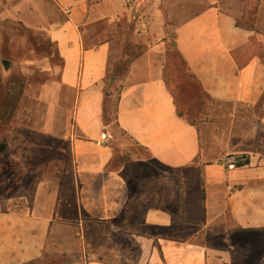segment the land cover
Segmentation results:
<instances>
[{
    "label": "crops",
    "instance_id": "crops-1",
    "mask_svg": "<svg viewBox=\"0 0 264 264\" xmlns=\"http://www.w3.org/2000/svg\"><path fill=\"white\" fill-rule=\"evenodd\" d=\"M53 1L64 18H51L46 31L63 60L62 84L76 90L73 128L62 134L72 159L30 197L0 204V264L45 256L63 264H233L232 234L264 230V31L238 24L218 0L180 22L167 19L165 0ZM102 22L126 29L125 43L144 44L126 74L117 125L146 154L129 162L170 170L167 180H132L129 154L116 158L109 143L104 88L123 40L92 42L91 26ZM171 41L188 73L178 93L166 76ZM202 98L227 109L190 119L183 102ZM236 153L250 163L226 170L219 159Z\"/></svg>",
    "mask_w": 264,
    "mask_h": 264
},
{
    "label": "rangeland",
    "instance_id": "rangeland-1",
    "mask_svg": "<svg viewBox=\"0 0 264 264\" xmlns=\"http://www.w3.org/2000/svg\"><path fill=\"white\" fill-rule=\"evenodd\" d=\"M164 14L177 22L199 13L209 5L208 0H165ZM224 12L234 15L239 23L259 25L264 31V0L255 7L253 0H218ZM253 9V13L250 10ZM64 18L53 0H0V204L25 194L31 196L39 180L58 178L72 159L71 139L62 134L71 132L76 90L62 84L63 60L56 53L57 45L48 37L46 27L50 19ZM91 41L105 38H126L124 28L108 22L91 26ZM110 58V71L131 61L144 50V44L121 41ZM128 54H120L124 46ZM167 73L170 87L179 91V84L188 73L174 52L172 41L167 44ZM9 65L5 66L4 62ZM125 77L110 89L113 91L106 128L111 134L110 144L118 148L120 160L123 151L132 157H146L134 140L116 123L115 101L125 86ZM189 100V97H188ZM200 103L185 99L190 119L218 118L226 111V104L202 98ZM49 120V121H48ZM124 161V159H123ZM132 164L131 169L127 168ZM124 173L132 180L151 185L156 175L161 181L170 176V170L155 165L139 166L129 162ZM71 171V169H69ZM72 172L67 175L72 178ZM159 177V176H158ZM157 177V178H158ZM168 184V183H167ZM233 264H264V230L235 232L231 237ZM62 258L45 256L35 264H63Z\"/></svg>",
    "mask_w": 264,
    "mask_h": 264
},
{
    "label": "trees",
    "instance_id": "trees-1",
    "mask_svg": "<svg viewBox=\"0 0 264 264\" xmlns=\"http://www.w3.org/2000/svg\"><path fill=\"white\" fill-rule=\"evenodd\" d=\"M253 1L255 3V7H258L260 5V3H261L262 0H253ZM250 12L253 13V9H251ZM255 20L253 22H251V23H245V24L239 23V21H238V24L244 25V26L249 27V28H254L255 27ZM56 53L60 56L58 47L56 48ZM126 55H127V53H126ZM138 56L139 55H137L135 58H137ZM131 62H129V63L131 64ZM122 66H123L122 63L116 65L114 67V69L111 70L110 73H108L107 78H106V84H105V88H104L103 115H102L104 126H107V124H108L107 122L109 121V118L108 117H109L110 106H111V101H112L111 100V97L113 96V91L110 88L113 85H115V83L120 79V77L122 75L125 76L128 73V70H129V67L128 68L125 67L123 69ZM121 94H122V87L120 88V91L118 92V96L116 98L115 105H114L115 106V109L114 110H115L116 116H117L118 103H119V100L121 98ZM179 115L180 116H183V114H182L181 111H179ZM116 123H117V118H116ZM111 146L115 150L116 158H120L119 157L118 148L116 146H113V145H111ZM38 261L39 260H36V261H33V262H29L27 264H35Z\"/></svg>",
    "mask_w": 264,
    "mask_h": 264
},
{
    "label": "built area",
    "instance_id": "built-area-1",
    "mask_svg": "<svg viewBox=\"0 0 264 264\" xmlns=\"http://www.w3.org/2000/svg\"><path fill=\"white\" fill-rule=\"evenodd\" d=\"M93 3L100 0H91ZM130 5L136 3V0H128ZM251 161L250 156L246 153L226 154L219 159V163L226 169L231 170L239 166L249 164Z\"/></svg>",
    "mask_w": 264,
    "mask_h": 264
},
{
    "label": "water",
    "instance_id": "water-1",
    "mask_svg": "<svg viewBox=\"0 0 264 264\" xmlns=\"http://www.w3.org/2000/svg\"><path fill=\"white\" fill-rule=\"evenodd\" d=\"M4 64H5V66H8L9 65L8 61H5ZM0 148L1 149L5 148V145H0Z\"/></svg>",
    "mask_w": 264,
    "mask_h": 264
}]
</instances>
